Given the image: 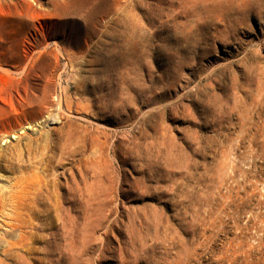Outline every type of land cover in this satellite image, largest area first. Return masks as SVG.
I'll use <instances>...</instances> for the list:
<instances>
[{
  "label": "rangeland",
  "instance_id": "rangeland-1",
  "mask_svg": "<svg viewBox=\"0 0 264 264\" xmlns=\"http://www.w3.org/2000/svg\"><path fill=\"white\" fill-rule=\"evenodd\" d=\"M0 264H264V0H0Z\"/></svg>",
  "mask_w": 264,
  "mask_h": 264
}]
</instances>
